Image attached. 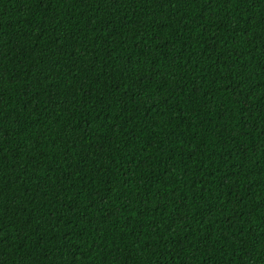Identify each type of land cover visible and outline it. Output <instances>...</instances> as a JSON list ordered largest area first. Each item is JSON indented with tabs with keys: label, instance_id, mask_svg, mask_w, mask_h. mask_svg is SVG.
Instances as JSON below:
<instances>
[{
	"label": "trees",
	"instance_id": "1",
	"mask_svg": "<svg viewBox=\"0 0 264 264\" xmlns=\"http://www.w3.org/2000/svg\"><path fill=\"white\" fill-rule=\"evenodd\" d=\"M0 264H264V0H0Z\"/></svg>",
	"mask_w": 264,
	"mask_h": 264
}]
</instances>
